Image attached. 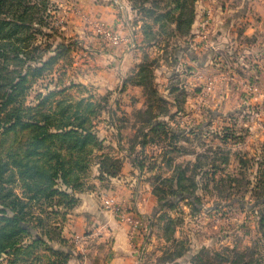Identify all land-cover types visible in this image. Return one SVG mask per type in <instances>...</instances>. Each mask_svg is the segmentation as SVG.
Returning a JSON list of instances; mask_svg holds the SVG:
<instances>
[{"label":"rangeland","instance_id":"374dc122","mask_svg":"<svg viewBox=\"0 0 264 264\" xmlns=\"http://www.w3.org/2000/svg\"><path fill=\"white\" fill-rule=\"evenodd\" d=\"M6 3L0 15V140L8 122L12 121L11 115L19 114L27 122L38 111L32 108L50 90L58 94L47 99L39 111L46 113L49 104V112L55 119L60 118L56 114V101L60 99H67L71 105L80 99L92 102L93 110L84 116L98 137L106 138L104 152L122 164L109 141L116 139V131L120 132L125 138L126 156L135 166L137 162L142 165L139 170L153 185L152 191L155 188L154 191L163 193L157 200L150 232L149 226L144 229V221L139 217L142 230H146L144 238L151 236L150 249L152 254L157 253L160 264H207L209 261L242 264V261H231L238 253L246 261L253 260L250 264H264V110L259 113L256 108L241 109L231 124L218 122L213 127L203 126L194 136L191 113L195 109L191 110L189 99L195 83L190 57L196 49L203 48L196 38L197 31L191 36L190 27L186 32V22L190 12L195 19L197 9H202L201 17L209 10L212 23L207 0H6ZM95 5H111L124 25L118 30L96 19L91 12ZM212 35L213 29H210L208 41L213 47ZM128 47L135 54L130 65L132 71L119 77L113 88L106 89L103 67L111 63L119 70L122 67L121 55L116 54L112 62L109 55L112 50ZM247 53L250 63L257 64L258 54ZM226 70L219 69L221 73ZM229 72L235 78L232 69ZM19 75L25 81L15 86ZM131 83L142 87L140 108H128L127 94L123 95ZM247 83V94H257L249 88L253 82ZM207 85L210 86V81ZM3 92L7 93L6 97ZM200 115L204 120L202 109ZM153 120L165 122V127L157 130L158 137L152 138L150 133L146 146L142 147L138 144L142 132L148 130L147 124ZM19 139L27 144L23 138ZM100 160L93 158L89 162L82 190L76 192V202L65 211L61 209L65 212L63 218L49 215L51 209L47 204L51 197L35 198L34 216L42 218L43 227L52 228L49 233L52 242L43 238L45 245L25 249L17 257L2 255L0 264H8L10 260L13 263L15 259H18L15 264H47L46 259L58 262L60 256L56 259L47 248L62 252L73 248L68 242H58L68 211L76 208L86 191L98 190L112 179L98 180L96 163ZM180 172H183L180 183L187 191L195 186V200L177 201L173 197L175 189L172 188ZM7 187L26 200L28 193L20 182L15 180ZM108 200L115 202L112 197L104 196L103 204L111 210L106 204ZM165 200L168 205L164 204ZM225 249L231 252L227 254ZM217 253L220 258L214 256Z\"/></svg>","mask_w":264,"mask_h":264},{"label":"crops","instance_id":"0c3cea01","mask_svg":"<svg viewBox=\"0 0 264 264\" xmlns=\"http://www.w3.org/2000/svg\"><path fill=\"white\" fill-rule=\"evenodd\" d=\"M207 2L210 5L208 4L206 8H211L213 15L211 23L213 47L208 51L196 49L194 55L190 57L194 75L191 77L195 83L191 100L189 99L191 110L195 109V112L191 113L196 128L194 136L203 126L213 127L218 122L224 125L231 124L235 119L233 116L239 114L241 109L256 108L259 113L264 110V0H207ZM201 10L197 9L191 26L193 35L201 21ZM92 11L93 14L90 13L92 16L105 21L112 28L119 30L124 25L117 10L111 5H95ZM248 51L258 54L257 64L250 63ZM244 52L246 54L240 58V54ZM116 54L117 57L122 56L121 69L111 63L109 67L100 70L106 78H102L106 89L113 88L119 77L122 78L132 71L130 65L135 60L134 50L130 47L112 50L109 55L111 62ZM223 68L227 70L221 73L219 69ZM229 69H232L235 78ZM208 81L211 82L210 86L207 85ZM247 81L253 82L252 87L257 94L252 96L247 94L249 92L246 88L249 84ZM123 93L124 96L127 94L128 108L142 107L143 95L140 86L128 84ZM201 109L205 115L204 120L200 115ZM244 121L250 123L246 119ZM235 122L234 120L233 123ZM109 141L122 160L121 171L108 182V185L98 190L86 191L80 196L76 208L68 211L62 238L73 248L67 263L160 264L157 261V253L152 254L150 249L151 236L144 238L143 231L146 230H142L141 227V231L131 233L127 224L116 219L111 210L103 204L105 195L112 197L120 208L142 217L144 229L152 226L151 221L157 203L152 191L153 185L144 179V172L126 156L127 152L123 148L125 138L122 134L120 139ZM150 230L151 227L149 232Z\"/></svg>","mask_w":264,"mask_h":264},{"label":"trees","instance_id":"16d2710c","mask_svg":"<svg viewBox=\"0 0 264 264\" xmlns=\"http://www.w3.org/2000/svg\"><path fill=\"white\" fill-rule=\"evenodd\" d=\"M6 5V0H0V15ZM178 6L182 10L184 9L183 5L179 3ZM32 8H28L27 11L29 9L31 11ZM188 16L186 32L190 31L192 26L193 12H190ZM183 23L185 24V21ZM14 27L16 28V26ZM192 34L191 32V36ZM18 77L19 80L15 86H19L23 80L25 81L23 76L19 75ZM56 94L58 92L50 90L46 96L41 98L38 104L32 108L38 110L37 113L29 116L27 122H23L24 117L22 118L19 114H12V121L8 122V126L2 132L0 140L2 147V153H0L2 157L0 159V257L2 255L17 257L19 252H26L25 249L43 246L45 245L43 238L52 242L51 235L49 236L52 228L43 227L42 218L34 216L32 209L35 198L40 199V196L51 197L47 204L48 208L51 209L49 215H60L63 218L65 212H61V209L65 211L76 202V192L82 190L80 188L83 184V177L85 178L89 162L93 158H101L96 163L97 178L100 181L109 180L120 171V160L111 158L109 153L104 152L106 138L98 137L92 123L84 116L85 112L88 116L93 110L94 103L84 102V99H80L71 105L70 103L67 104V99H60L56 101V108L58 109L56 114L60 116L58 119H55L54 114L49 112V108H51L49 104L46 113L39 111L44 106L45 101ZM3 95L6 97L7 93L3 92ZM147 127L148 130L142 132V140L138 142L142 147L146 146L150 133L153 135L152 138L155 135L158 137L156 132L161 127H165V122L153 120L148 122ZM227 132L224 135L226 138ZM115 136L120 139V132L116 131ZM19 138L26 140L27 144L21 143ZM148 141L151 142L153 139ZM107 162H110V165ZM134 162L136 163V160ZM136 166L142 167L139 162L136 163ZM179 174L180 176L176 177V184L172 188L175 189L172 192L173 197L177 198V201L195 200V186L191 187L190 192L187 191L184 184L180 183L181 178L183 179L181 177L183 172ZM15 180L24 187L26 195L28 193L26 200L15 195L12 189L7 187ZM171 183L173 184V182ZM154 190L155 188L153 193L156 194L157 200H160L163 193ZM164 204L168 205L169 203L165 200ZM38 228L42 231L38 232ZM58 242L60 244L67 243L62 236H59ZM227 249L225 252L228 254L231 251ZM46 250L51 253L50 255L56 256V259L60 256L58 262L55 260L51 262L46 259L47 264L66 263L72 254L71 248L63 252L54 251L52 248ZM214 256L220 258L218 253ZM198 260L201 259L198 258ZM227 260L228 258L224 261ZM10 261L8 264H15L18 259H15L13 263L12 260ZM231 261L234 263L242 261V264L253 263V260H244L242 253H238L237 257ZM207 264L213 263L209 261Z\"/></svg>","mask_w":264,"mask_h":264},{"label":"built area","instance_id":"2783aa9c","mask_svg":"<svg viewBox=\"0 0 264 264\" xmlns=\"http://www.w3.org/2000/svg\"><path fill=\"white\" fill-rule=\"evenodd\" d=\"M198 27L196 38L200 40V44L203 49L212 48L211 44L209 43V34L211 29V21H210V11L206 10V12L201 17V22ZM211 84V82H210ZM252 88L253 90L255 88ZM106 204L111 208L115 216L118 218L119 221L125 222L130 226V232L132 233L134 230L137 231L142 227V220L139 216L135 217L134 215H130L129 213L123 212L122 209L113 203L112 200H108ZM141 223V224H140Z\"/></svg>","mask_w":264,"mask_h":264}]
</instances>
